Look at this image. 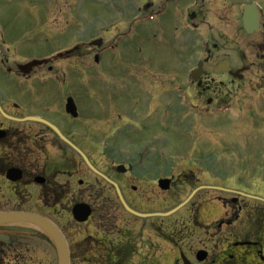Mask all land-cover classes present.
<instances>
[{
	"label": "flooded vegetation",
	"instance_id": "obj_1",
	"mask_svg": "<svg viewBox=\"0 0 264 264\" xmlns=\"http://www.w3.org/2000/svg\"><path fill=\"white\" fill-rule=\"evenodd\" d=\"M219 1L139 0L134 18L122 11V23H131L119 39L106 45L99 38L64 49L56 27L61 7L42 6L44 41L34 53L42 63L1 58L6 72H0V212L31 214L53 224L66 239L70 264H264V176L254 175L262 165L248 158L245 171L251 174L246 179L232 174L205 182L206 162L198 168L199 177L190 169L175 176V166L160 165L163 150L155 148L161 134L197 136L207 119L222 120L235 111L242 84L264 72V2L250 3L259 13V27L251 34L244 30L242 11L247 43L240 47L236 29H221L223 22L229 29L237 25L235 1L225 0L232 2L225 14ZM129 41L139 55L146 45L162 60L173 54L181 59L175 68L158 70L148 60L149 72H183L182 83L179 75L171 79L176 92L172 101L153 102V94L152 101L145 100L154 86L141 78L136 89L146 93L144 101L122 110L126 115L121 120L133 114L134 124L152 134L150 143L129 131L111 135V109L98 114L100 101H90L89 91L62 84L63 61L89 57V70L99 72L112 56L126 60ZM191 47L203 53L194 68ZM142 72L148 69L135 73L141 77ZM69 99L78 116L67 112ZM93 114L96 120L90 118ZM126 140L124 146L130 147L121 148ZM111 147L124 157L118 164L110 163ZM247 149L250 157L253 149ZM196 151L203 156V149ZM163 181H170L168 189L162 188ZM192 188L179 211L163 215L182 204L181 196ZM116 203L123 212L110 209ZM77 205L91 210L84 222L73 215ZM0 264H59V252L34 224L0 226Z\"/></svg>",
	"mask_w": 264,
	"mask_h": 264
},
{
	"label": "rangeland",
	"instance_id": "obj_2",
	"mask_svg": "<svg viewBox=\"0 0 264 264\" xmlns=\"http://www.w3.org/2000/svg\"><path fill=\"white\" fill-rule=\"evenodd\" d=\"M234 1V7L238 10L237 25L229 29L223 22L221 29L228 32L236 29L237 33L233 32L237 35L240 47H242L247 43L246 34L242 30L240 22L242 7L250 4L253 0ZM258 1L264 2V0ZM138 4L139 0H0V72H6L1 66L3 55L7 56L11 63H24L31 59L36 60L31 63L39 62V65L42 63L38 60L41 58L40 55L34 54L39 51L44 41L41 30V24L44 25V21L41 23L42 12L39 11L42 6L59 5L61 7L62 18L56 27L61 28L62 44L60 46L64 49L77 43H88L99 38L106 42V45L112 43L114 38L119 39L122 33L128 31L127 29L131 23V21L122 23V11L127 10L129 12L128 17L130 19L134 18V14L137 12L136 9L139 8ZM231 4V1L226 2L225 0L218 2L224 14L229 10ZM222 19L225 21L223 16ZM133 35V33L128 34L126 37L131 39ZM13 45L16 46L15 49L12 48ZM127 46L130 47L128 49V54L131 55L130 59H128L129 55L126 60H123V55L112 56L107 59L104 67L97 68L99 72L89 70L90 65L93 63L89 57L83 58V56H80L78 59L63 61L61 67L65 76L62 84L74 85L80 91H89L90 96L94 97L90 101L93 103L100 101L97 105L99 107L97 108L98 114L103 112L102 108L104 107L111 109L109 128H107V132L111 135L113 133L122 134L124 133L123 130L125 133L129 131L130 134L146 136L147 143H150L152 134L147 133L142 125L134 124L133 114H131L132 117H124L121 120V116L126 115V112L122 110L133 108L138 105L137 102L144 101L146 93L141 94L136 89L142 83V80L150 83L151 87L154 86L151 89V94H147L145 100L152 101L149 96L153 94V102L172 101L176 96V92L171 79H178L177 75H179V81L182 83L183 72H149V69H153L152 66L156 70L172 69L181 62V59L179 61L178 57L173 54L171 57L168 56L167 59L162 60L158 52L151 50V48L148 50L146 45L142 46L144 54L139 55L134 47V41H129ZM7 47H11L12 50L8 52ZM202 56L203 53L200 50L191 47L190 68H194L196 60ZM149 59H152L155 64L152 63L151 66ZM120 61H125L126 64H122ZM146 69H148V72H142L141 77L135 73ZM242 87L243 91L235 100L238 103L236 110L227 114V116H223L222 120L207 119L206 129L202 131V134L183 136L174 133L171 138L165 134L159 135L155 148L163 150L160 151L162 155L158 156L160 165L167 162L174 165L173 174L175 176L182 174L184 170L190 169L194 170L199 177L202 171L199 172L198 168L206 162V169L209 170V173H206L203 179L205 182H210L216 178H223L232 174L246 179L251 174L245 171V164L249 158V160L254 159L252 162L254 161L256 165H262L260 173L254 175L263 177L264 72L250 76L248 81L246 80L242 84ZM160 94L162 95L160 96ZM123 102L127 103L124 105ZM93 115L94 117L90 118L96 120L95 114ZM143 115H140L141 119ZM190 116L193 115L190 114ZM100 138L103 139V136ZM152 138L156 137L152 136ZM123 143L121 148L130 147L124 146L125 143H129L128 140ZM134 147L138 148L139 146L134 145ZM247 147L253 149L250 157L248 156ZM198 149L204 150L203 156L202 152L196 151ZM111 150L115 152L112 151L110 154V163H120V160L124 157L118 156L117 151L112 147ZM95 157L98 161V154ZM199 158L200 160L194 164V160ZM192 190L193 188L184 192L181 199L184 201ZM177 193L178 190L174 192V197ZM111 196H115L113 192H111ZM110 207L113 212H123L117 203L110 205Z\"/></svg>",
	"mask_w": 264,
	"mask_h": 264
},
{
	"label": "water",
	"instance_id": "obj_3",
	"mask_svg": "<svg viewBox=\"0 0 264 264\" xmlns=\"http://www.w3.org/2000/svg\"><path fill=\"white\" fill-rule=\"evenodd\" d=\"M243 27H244V30L249 34L256 31L259 27V13L255 5L253 4L247 5L244 7ZM34 65L36 66L39 65V62L38 63L34 62ZM220 67L221 65L217 67V70ZM66 109L68 113H71L74 116H78L76 105L73 99H69ZM63 140L68 142L65 138H63ZM83 157L85 158L84 155ZM85 160L90 165V163L88 162L86 158ZM163 182L164 183H162V188L168 189L170 185V181H163ZM119 195L121 197L120 192H119ZM122 202L130 212H133L127 206V204L124 202L123 199H122ZM183 205L163 215L167 216V215L173 214L177 212ZM90 213H91V210L89 206H86V205H77L73 209V215L75 219L80 222L86 221ZM22 223L34 224L38 226L40 229L44 230L46 234L53 240V242L56 244L58 248L59 264H70V257H69V251H68L66 239L64 235L53 224H51L50 222L44 219H40L36 217L35 215H31V214L18 213V212H0V226H9V225H14V224H22Z\"/></svg>",
	"mask_w": 264,
	"mask_h": 264
}]
</instances>
